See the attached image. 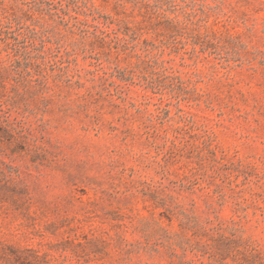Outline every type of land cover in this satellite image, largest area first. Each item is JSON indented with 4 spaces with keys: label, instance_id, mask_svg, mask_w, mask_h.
Returning a JSON list of instances; mask_svg holds the SVG:
<instances>
[{
    "label": "rangeland",
    "instance_id": "374dc122",
    "mask_svg": "<svg viewBox=\"0 0 264 264\" xmlns=\"http://www.w3.org/2000/svg\"><path fill=\"white\" fill-rule=\"evenodd\" d=\"M0 264H264V0H0Z\"/></svg>",
    "mask_w": 264,
    "mask_h": 264
}]
</instances>
